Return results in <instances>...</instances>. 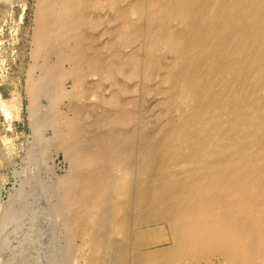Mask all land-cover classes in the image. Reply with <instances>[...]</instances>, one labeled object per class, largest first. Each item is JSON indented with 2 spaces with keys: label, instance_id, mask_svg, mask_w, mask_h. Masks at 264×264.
Returning a JSON list of instances; mask_svg holds the SVG:
<instances>
[{
  "label": "bare ground",
  "instance_id": "obj_1",
  "mask_svg": "<svg viewBox=\"0 0 264 264\" xmlns=\"http://www.w3.org/2000/svg\"><path fill=\"white\" fill-rule=\"evenodd\" d=\"M30 46L17 178L59 182L71 253L264 264V0H35Z\"/></svg>",
  "mask_w": 264,
  "mask_h": 264
},
{
  "label": "rangeland",
  "instance_id": "obj_2",
  "mask_svg": "<svg viewBox=\"0 0 264 264\" xmlns=\"http://www.w3.org/2000/svg\"><path fill=\"white\" fill-rule=\"evenodd\" d=\"M34 5L35 0H0V96L12 112L9 120L0 116V264H84V260L80 257L82 254L74 253L79 250L72 249L71 253L64 236L58 235L57 229L53 230V226H56L55 223L59 220L56 218L57 215L53 214V209L61 208L60 192H58L61 189L57 186L59 182L50 180L48 174L44 173L43 186H33L34 189L28 186L29 190L33 189L31 190L34 194L28 190L27 186H19L18 178L23 180L25 173L23 174L22 169L29 162L25 156L27 139L31 136L26 111L25 80L31 49ZM100 17L104 18V13ZM64 158L67 160L63 154L59 153L53 163L56 175L59 177H63L69 169L68 161ZM19 174L23 176L20 175V177ZM26 189L28 193L30 192L29 197H27ZM25 210H27L26 213H24ZM57 211L58 209L55 212ZM54 219L57 221L52 224ZM49 224H52L51 227ZM158 224L162 225L161 222ZM158 224L150 222L147 226L154 228ZM14 230L15 232L12 233ZM80 243L83 244V241L78 240L75 247L81 245ZM168 246V242H161L149 249H166ZM18 251L20 254L17 253ZM203 264H222V260L213 257Z\"/></svg>",
  "mask_w": 264,
  "mask_h": 264
}]
</instances>
